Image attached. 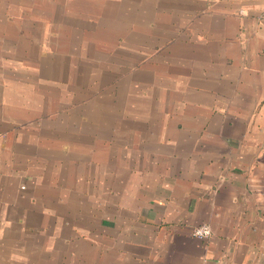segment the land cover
<instances>
[{
	"label": "crops",
	"instance_id": "crops-1",
	"mask_svg": "<svg viewBox=\"0 0 264 264\" xmlns=\"http://www.w3.org/2000/svg\"><path fill=\"white\" fill-rule=\"evenodd\" d=\"M0 264H264V1L0 0Z\"/></svg>",
	"mask_w": 264,
	"mask_h": 264
},
{
	"label": "built area",
	"instance_id": "built-area-1",
	"mask_svg": "<svg viewBox=\"0 0 264 264\" xmlns=\"http://www.w3.org/2000/svg\"><path fill=\"white\" fill-rule=\"evenodd\" d=\"M211 235L212 229L209 225H202L194 230V236L201 239H209Z\"/></svg>",
	"mask_w": 264,
	"mask_h": 264
},
{
	"label": "clouds",
	"instance_id": "clouds-1",
	"mask_svg": "<svg viewBox=\"0 0 264 264\" xmlns=\"http://www.w3.org/2000/svg\"><path fill=\"white\" fill-rule=\"evenodd\" d=\"M199 234V233H198Z\"/></svg>",
	"mask_w": 264,
	"mask_h": 264
}]
</instances>
